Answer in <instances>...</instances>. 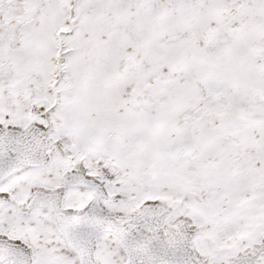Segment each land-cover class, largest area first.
Wrapping results in <instances>:
<instances>
[{"label":"snow or ice","instance_id":"obj_1","mask_svg":"<svg viewBox=\"0 0 264 264\" xmlns=\"http://www.w3.org/2000/svg\"><path fill=\"white\" fill-rule=\"evenodd\" d=\"M0 264H264V0H0Z\"/></svg>","mask_w":264,"mask_h":264}]
</instances>
